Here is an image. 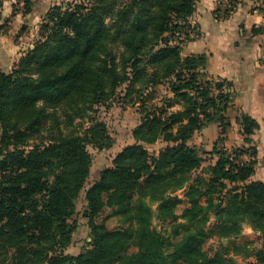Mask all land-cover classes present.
Wrapping results in <instances>:
<instances>
[{
    "label": "trees",
    "instance_id": "16d2710c",
    "mask_svg": "<svg viewBox=\"0 0 264 264\" xmlns=\"http://www.w3.org/2000/svg\"><path fill=\"white\" fill-rule=\"evenodd\" d=\"M195 9L196 0L55 5L33 47L0 70L1 264H236L238 254L264 264V181L252 179L257 147L214 144L203 167L206 152L188 143L212 122L225 135L236 98L230 81L207 72L209 54L183 53ZM251 34L264 35V24ZM155 84L172 95L150 106L144 95ZM116 96L140 102V123L133 142L85 187L88 147L114 144L97 109ZM237 122L250 142L259 122L243 112ZM83 190L89 241L73 254L66 249ZM104 209L118 227L97 221ZM154 218L168 219L169 231L155 229ZM245 227L260 247L236 241Z\"/></svg>",
    "mask_w": 264,
    "mask_h": 264
},
{
    "label": "rangeland",
    "instance_id": "374dc122",
    "mask_svg": "<svg viewBox=\"0 0 264 264\" xmlns=\"http://www.w3.org/2000/svg\"><path fill=\"white\" fill-rule=\"evenodd\" d=\"M73 2L74 0H2V6H0V70L9 71L22 52L28 47H33L34 42L39 38L38 32L42 17L51 7L55 5H67L68 3L71 4ZM231 3L232 2H230V0H221L215 6L214 16L216 19L225 20L230 16V20L227 22L226 33L225 35H222L220 39H217L216 44L220 40L224 42L227 40L229 46L224 50V53L227 54L229 61L232 63V70L235 66L237 70H240L239 67L243 66L241 63L239 64V60L243 61L253 57L252 54L254 49H251V47H256L258 54L257 57L255 56V61H257L260 66L256 67V65H254L253 70L254 72H257L255 69L258 68L262 71V69H264V38L261 35L253 38V35L251 34L252 25L257 17L247 19L250 16L248 13L250 12V14L253 15L254 10H256L254 15H264L259 9L256 7L254 8V6L259 4L258 0H240L241 5L238 7L240 10L237 9L234 13L233 11L237 5L234 8ZM237 11L238 13H236ZM231 14L235 15L232 16ZM257 20H259V18H257ZM189 21L191 29L188 30L189 34L187 37L189 39L182 45L183 53L192 54L205 52L208 54L207 51H192L191 48L195 49L193 44L194 41H198L200 39L202 40L201 43L204 44L205 40L203 38L202 31L198 29L197 25L192 23L191 20ZM258 24L261 25L262 21ZM232 30H234V33L231 32ZM187 37L185 39H187ZM188 44H190V46ZM216 54H219V50L217 51V49ZM249 71L252 72L251 69ZM224 79L232 83V87L235 90L236 95L238 94V96H240V104H242L241 101L246 100L245 90L250 89L249 86H251L252 82L243 78L234 81V75L231 72L229 78ZM118 91L120 90L118 89ZM168 94L169 93L165 84H155L150 86V88L145 91L144 97L148 100V104L150 106L160 105L161 100L168 96ZM235 100H237V98ZM107 105V107L103 105L98 107L97 114L100 119L105 121L107 126L106 130L113 138L114 144L111 148L102 150L93 148L92 146L88 147L93 161L85 187H88L94 179H96V175L99 170L104 168L110 162V157L114 154V152H116V150L132 142V130L140 123L142 117V113L138 110L140 102H127L123 104L121 100H119L118 96H116ZM240 107L241 105L235 106L234 104V107L227 111L231 125L225 135H221L219 125L212 122L201 131L195 132L189 140V145H194L206 152L204 153L206 161L203 162V167L212 161L211 156L208 153L211 151L214 144L218 147H225L228 151H231L234 148L246 147L253 142H259L257 137L258 133L251 136L249 139L250 142H245V138L242 134L241 136L238 135L237 117H239V114L241 113L239 111ZM85 121L86 120L82 121L83 124H86ZM77 122H81V120L79 119ZM65 131L68 132L69 129H66ZM162 145L163 144L161 142H157L148 146V148L150 151H157ZM253 145L256 147L259 146V152L257 155L260 154V156L264 157V146L261 144L257 145L255 143ZM245 158L246 157H244V159ZM198 172L199 170L194 171L192 176L196 175ZM177 194L182 195V190L178 191ZM84 206L85 201L83 190L76 203V212L73 219H75L77 226L73 233L72 243L66 249L68 253H78L89 241V228L87 226V220L83 216ZM152 208L155 209V204H152ZM97 221H103L111 228H115L120 225L118 217L111 215L109 209H104L99 218H97ZM152 226L155 229L166 233L169 231V220L154 218ZM236 241H251L249 244L250 249L261 246V240L258 237V234L253 232L249 227H245L243 229L242 234L236 239ZM232 259L236 264H248L253 261L252 257H245L240 254L232 255Z\"/></svg>",
    "mask_w": 264,
    "mask_h": 264
},
{
    "label": "crops",
    "instance_id": "0c3cea01",
    "mask_svg": "<svg viewBox=\"0 0 264 264\" xmlns=\"http://www.w3.org/2000/svg\"><path fill=\"white\" fill-rule=\"evenodd\" d=\"M218 2L219 0H196V9L194 13L192 14V16L190 17V20L192 23H195L197 25L200 31H202V35L205 40V43L202 44L201 43L202 40L200 39L198 41H194L193 44L195 46V49L194 48H191V49L192 51H207L208 52L209 60L207 64V72L210 75L219 76L221 78H229V75L231 72L234 75V81L237 79L243 78V79H248L250 82H252L251 86H249L250 89L245 90L246 100L241 101L242 104H240V96H238L237 94L236 95L237 100L234 101V104L235 106L241 105L239 109L241 113L242 112L247 113L251 115L252 117H254L259 122L260 128L255 133H258L257 137L259 139V142L261 145L264 146V69H262L261 71V69L257 68L255 69V71L257 72H254L253 70L254 65H256V67L260 66V64L257 61H255V58L257 57V54H258V50L256 49V47L252 46L251 49L252 48L254 49L253 54H252L253 57H250L243 61L239 60V64L241 63L243 67L240 66L239 67L240 70H237L235 66L234 69L232 70L231 68L232 63L229 61L227 54L224 53V50L229 46V44L227 43V40L226 42L220 40L216 44L217 39H220L222 35H225L226 28H227V22H229L230 20L229 18L230 16L226 18L225 20H218L215 18L214 9ZM240 5L241 3L239 2V4H237V7L233 11V13L237 9L240 10V8H238ZM255 7L256 6H254V8ZM236 13H238V11ZM253 13L255 14L256 10H254ZM248 14L250 16L247 19H250L253 17L259 18V20H257V18L254 20L253 25H258V23L261 21H262V24H264V17H263L264 15L262 14L258 16L254 14L252 15L250 14V12ZM231 32L234 33V30H232ZM258 35H261L264 38L263 34H258ZM258 35H253V38H255V36H258ZM190 44L188 45L190 46ZM216 49L217 51L219 50V54H216ZM233 61H236V60H233ZM250 69L252 70V72L249 71ZM168 93H169L168 96L172 95L171 92L168 91ZM176 108H179V106L176 105L174 109ZM237 126H238L237 131H239L238 135L241 136L242 134L241 126L239 122H237ZM132 142H133V138H132ZM259 142H253L252 144L255 143L257 145H260ZM121 148H119L118 150H116V152H114V154H112V156L110 157V162L106 166L111 165V161L114 155ZM257 150L259 152V146H257ZM98 175H99V172L96 175V179ZM252 179L264 181V157L260 156V154L257 155L256 171L254 175L252 176Z\"/></svg>",
    "mask_w": 264,
    "mask_h": 264
}]
</instances>
